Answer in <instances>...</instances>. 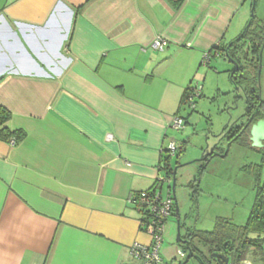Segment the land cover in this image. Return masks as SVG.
<instances>
[{"label":"crops","instance_id":"1","mask_svg":"<svg viewBox=\"0 0 264 264\" xmlns=\"http://www.w3.org/2000/svg\"><path fill=\"white\" fill-rule=\"evenodd\" d=\"M254 1L0 0V105L26 132L0 139V264H139L130 197L165 194L187 81Z\"/></svg>","mask_w":264,"mask_h":264},{"label":"rangeland","instance_id":"2","mask_svg":"<svg viewBox=\"0 0 264 264\" xmlns=\"http://www.w3.org/2000/svg\"><path fill=\"white\" fill-rule=\"evenodd\" d=\"M253 13L264 20V0H256L251 15ZM239 55L243 56L242 64L250 72L248 76H258L257 88L264 100V44L259 63L247 44L240 49ZM203 59L204 55L187 81L186 87L191 85L195 90L193 99L190 104L183 105L178 114L185 120V127L182 130L171 128L178 149L171 156L174 174L164 193L167 196L171 190L176 198L181 223L212 231L217 217H230L237 224L246 222L256 195V177L249 171V165H263L264 176V154L247 144L229 141L230 133L234 134L247 119L244 116L245 91L237 88L231 79V71L237 64L219 53H215L209 63H203ZM257 64L256 72L252 68ZM214 148L223 149L224 154L215 155L206 162L204 158ZM185 231L182 227V235ZM177 233V216L173 215L167 222L160 249L163 264H203L195 256L186 261L187 252L177 241ZM199 247L206 251L202 245ZM246 264L255 263L251 259Z\"/></svg>","mask_w":264,"mask_h":264},{"label":"trees","instance_id":"3","mask_svg":"<svg viewBox=\"0 0 264 264\" xmlns=\"http://www.w3.org/2000/svg\"><path fill=\"white\" fill-rule=\"evenodd\" d=\"M245 44L249 46V52L253 56L258 57L257 63H259L260 52L264 44V20L257 18L255 14L237 39L230 43L214 45L204 56L202 62L209 63L215 53L227 56L237 62V68L231 71V79L237 88H243L245 91L247 108L244 116L247 119L246 123L238 129L239 131L244 130L240 136L235 137V135L230 133L229 141L235 140L242 144H247L264 154V146L261 148L254 147L250 140L251 126L258 120L264 119V100L261 97L259 88H257L258 74L256 75L257 78H251L248 76L250 72L242 64L243 56H240L239 52ZM206 57L208 58L207 61L205 60ZM258 65L252 68L256 72ZM194 93V88L188 85L183 92L180 108L185 104L191 103ZM11 116V111L7 107L0 105V139L9 143L15 140L16 145L25 138L26 132L23 129H11L8 127L7 122L11 119ZM216 149L219 148H215L214 152L209 153L204 158L206 162L215 155L224 154L222 152L223 149H220V151ZM168 159H171L170 155ZM262 168L263 165L257 163L249 165V171L256 177V195L248 219L244 224H237L230 217H217L214 229L212 231H204L181 223V228L185 227L186 229L182 238L189 240L194 256L203 264H219V261L212 256L213 253L227 255L230 258V264H246V261L251 259L255 264H264V176ZM172 174H174V170L169 168V180ZM176 205L178 204L175 202V209ZM175 209L173 215H175ZM199 245L205 247L206 251H203ZM182 247L184 250L187 249L184 245Z\"/></svg>","mask_w":264,"mask_h":264},{"label":"built area","instance_id":"4","mask_svg":"<svg viewBox=\"0 0 264 264\" xmlns=\"http://www.w3.org/2000/svg\"><path fill=\"white\" fill-rule=\"evenodd\" d=\"M166 45L167 41L161 37L153 43V47L158 50H164ZM205 60L207 61L208 58L206 57ZM172 127L176 130H182L185 127V120L181 116H175ZM109 138H112V135H109ZM11 144L15 145V140H12ZM177 149L176 142L171 141L166 150L170 153V156H173L176 154ZM156 188L135 193L130 197L131 204L141 213V229L151 237V242L148 244L134 242L131 246V253L139 264H163L160 249L164 241L167 222L175 209V199L171 194V190L165 196Z\"/></svg>","mask_w":264,"mask_h":264},{"label":"water","instance_id":"5","mask_svg":"<svg viewBox=\"0 0 264 264\" xmlns=\"http://www.w3.org/2000/svg\"><path fill=\"white\" fill-rule=\"evenodd\" d=\"M254 6H255V1H254ZM254 6H253V12H254ZM253 15H254V13H253ZM234 63L237 64L236 61H234ZM250 134H251V140H252L253 146L259 147V148L263 147L264 146V120H261V121L257 122L256 124H254L251 128ZM214 151H215V148H214L213 152ZM173 191L175 192V183L173 185ZM176 204H177V202H176ZM175 210H176L175 215L177 216V221H178L177 241L180 244L187 247V249L184 250V252H186V251L188 252L187 259H186V261H188L191 257L194 256V253L191 249V246L189 245V240H185L184 238H182L181 220L179 219L180 213H179L178 205H176ZM212 256L215 257L219 261V264H230V258L223 253H213Z\"/></svg>","mask_w":264,"mask_h":264},{"label":"flooded vegetation","instance_id":"6","mask_svg":"<svg viewBox=\"0 0 264 264\" xmlns=\"http://www.w3.org/2000/svg\"><path fill=\"white\" fill-rule=\"evenodd\" d=\"M238 129H239V127L237 128V130H238ZM237 130H236V132L233 134V135H235V137H239L240 134L244 131V130H242V131H241V130H240V131H239V130L237 131ZM231 135H232V134H231Z\"/></svg>","mask_w":264,"mask_h":264}]
</instances>
